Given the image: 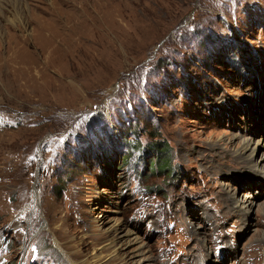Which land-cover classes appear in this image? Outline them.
Here are the masks:
<instances>
[{"label":"rangeland","instance_id":"374dc122","mask_svg":"<svg viewBox=\"0 0 264 264\" xmlns=\"http://www.w3.org/2000/svg\"><path fill=\"white\" fill-rule=\"evenodd\" d=\"M262 153L264 0H0V264H264Z\"/></svg>","mask_w":264,"mask_h":264},{"label":"bare ground","instance_id":"6f19581e","mask_svg":"<svg viewBox=\"0 0 264 264\" xmlns=\"http://www.w3.org/2000/svg\"><path fill=\"white\" fill-rule=\"evenodd\" d=\"M254 146H253L254 147L253 148L252 144H250V141H245L243 143V145L241 146V148L237 152V154H238L237 159H241L242 161H245L244 163H251L252 160L250 159V157H246V155L248 153H250L252 150H253L252 152L257 153L258 144L254 145ZM250 170L252 172H261L264 175V153L259 154L257 160H255L253 165H251V169ZM251 207H252V205L249 204L248 202L247 203H242L240 206H238L239 210L241 209L242 211H247V212L250 211ZM123 235L127 238V243L128 244H132V242H135V243L140 242L139 238L135 237L134 236L135 234H133V233H131L129 231L125 232V234H123ZM132 236H134L135 238H132ZM140 250H141V252H140L139 255L137 254V256H142L143 257V252H145L144 248L141 246ZM136 264H155V263L148 258L147 260L146 259H142L141 261L137 262Z\"/></svg>","mask_w":264,"mask_h":264},{"label":"trees","instance_id":"16d2710c","mask_svg":"<svg viewBox=\"0 0 264 264\" xmlns=\"http://www.w3.org/2000/svg\"><path fill=\"white\" fill-rule=\"evenodd\" d=\"M129 146H130V143H127ZM138 144V143H137ZM162 145L163 143H156L155 145H149L150 148H147V150H149L151 153L152 152H155V155H153V162H150L149 164V170L152 172L157 171V167L155 166V164L157 163L158 166H159V170L158 172L160 173H165L166 171H169V157H168V147L166 145H162V148L158 149V150H155L153 149V146H160ZM137 145L133 146L132 148H136ZM130 148V149H132ZM132 151V150H131ZM163 158V159H162ZM162 159V160H161ZM126 162V160H125ZM170 173H168L167 175H169Z\"/></svg>","mask_w":264,"mask_h":264}]
</instances>
